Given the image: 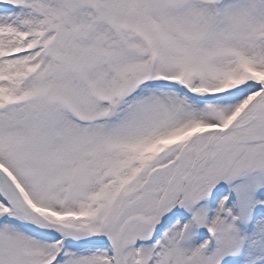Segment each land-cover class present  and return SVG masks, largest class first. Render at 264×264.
<instances>
[{
  "label": "snow or ice",
  "instance_id": "1",
  "mask_svg": "<svg viewBox=\"0 0 264 264\" xmlns=\"http://www.w3.org/2000/svg\"><path fill=\"white\" fill-rule=\"evenodd\" d=\"M0 264H264V0H0Z\"/></svg>",
  "mask_w": 264,
  "mask_h": 264
}]
</instances>
